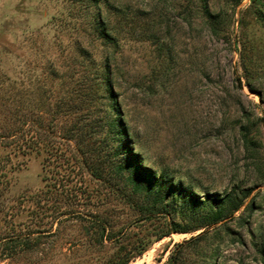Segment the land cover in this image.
<instances>
[{"label": "rangeland", "instance_id": "374dc122", "mask_svg": "<svg viewBox=\"0 0 264 264\" xmlns=\"http://www.w3.org/2000/svg\"><path fill=\"white\" fill-rule=\"evenodd\" d=\"M208 1L212 20L201 0H0V239L41 234L0 264H107L127 241L89 245L96 214L153 240L129 264H164L201 231L155 240L172 217L195 225L179 212L192 205L177 193L165 216L146 213L151 195L132 193L120 169L118 120L139 160L195 207L243 199L210 228L211 264H264V0ZM91 4L115 44L95 37Z\"/></svg>", "mask_w": 264, "mask_h": 264}, {"label": "trees", "instance_id": "16d2710c", "mask_svg": "<svg viewBox=\"0 0 264 264\" xmlns=\"http://www.w3.org/2000/svg\"><path fill=\"white\" fill-rule=\"evenodd\" d=\"M201 13L206 19H211L215 14L212 13L208 0H201ZM242 0H238L236 4H239ZM257 2H262V0H251V5L253 6ZM108 16L113 13L112 6H108V2H105ZM88 10H90V15L94 19V34L96 38L102 39L106 42H112L115 44L113 28L110 22V18L104 19L102 17V12L100 11V5H89ZM259 12L262 13L260 9ZM93 34V35H94ZM107 68L102 74L101 78L105 79V90L113 94L111 88V75ZM250 85V84H249ZM251 87V86H249ZM252 89V88H251ZM260 99L263 101L264 96L258 92ZM264 123V117L262 118ZM114 124V123H113ZM116 135L118 141V150L120 153L124 154V158L121 161V170L128 171V179L132 185L131 191L135 194H147L151 196L149 198V203L144 205L146 213L149 215L156 216L157 214H165L169 212L168 202L169 199L173 198L177 193L182 194L184 202L189 203L192 207L185 209L184 206L179 207V212L184 217H189L191 222L196 223L195 225L188 227L182 226L180 222H177L173 217L171 221L166 222L165 227H159V230L154 233L155 240H160L165 236L170 235L173 232H195L201 230L199 233L190 236L189 238L176 242L172 247L170 254L164 264H211V258L213 257V240L210 228L225 219L224 204L227 202L232 203L231 210L229 213H234L243 205V199L237 200L233 194H228L225 198H219L216 196H209V209L200 210V208L195 207L196 198L190 190H185L181 183L175 181L169 176H166L164 172H155L148 168L139 160L138 156L132 151L128 142L126 141L128 132L126 128L122 125V122L118 120L116 122ZM90 171L96 176L101 177L102 172L99 166L96 164H88ZM56 211H60L58 206L55 207ZM64 213L60 211L58 217ZM79 217L86 219L83 214L76 213ZM77 216V217H78ZM165 216V215H164ZM94 218L90 217V228L93 230V235L95 239L89 242V245H103L105 240H112L115 242H120L126 238L127 245L121 243L117 250L109 257L107 264H129L130 261L134 260L137 256L144 253L148 248L149 244L152 243V239L148 238V234H143L142 232H136L131 235H126L127 229L123 226L120 229L113 231L111 230L112 224L110 220L95 215ZM69 219V218H66ZM189 219V220H190ZM61 221V220H59ZM33 238L32 233L27 234H12L4 236L0 239V256H11L17 253L19 249H31L33 247V242L41 237V234L35 235ZM153 238V239H154ZM87 244V245H88ZM86 245V246H87ZM130 245V248L128 247ZM195 255L187 262V253Z\"/></svg>", "mask_w": 264, "mask_h": 264}]
</instances>
